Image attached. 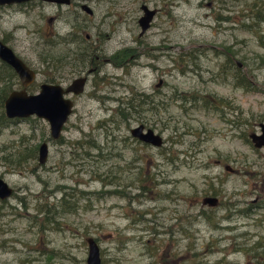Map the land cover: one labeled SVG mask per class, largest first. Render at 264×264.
Here are the masks:
<instances>
[{"label": "rangeland", "instance_id": "374dc122", "mask_svg": "<svg viewBox=\"0 0 264 264\" xmlns=\"http://www.w3.org/2000/svg\"><path fill=\"white\" fill-rule=\"evenodd\" d=\"M142 4L156 13L140 34ZM17 7L0 9V38L11 35L9 46L37 71L27 89L34 93L54 75L40 56L72 55L74 45L47 29L53 6L43 17ZM91 7L104 56L121 55L118 66L99 63L98 98L88 81L57 140L35 116L0 124V178L13 189L0 200V264H86L88 237L100 264H264V147L247 138L264 122V0H97ZM36 25L45 28L41 35ZM57 27L66 29L61 21ZM96 30H87L93 46ZM18 88L14 81L7 93ZM140 93L154 104L127 112ZM139 123L159 133L162 146L132 138L129 128ZM43 141L45 163L37 152L20 169L5 162ZM205 195L218 205L203 206Z\"/></svg>", "mask_w": 264, "mask_h": 264}, {"label": "flooded vegetation", "instance_id": "af4514ba", "mask_svg": "<svg viewBox=\"0 0 264 264\" xmlns=\"http://www.w3.org/2000/svg\"><path fill=\"white\" fill-rule=\"evenodd\" d=\"M95 1H97V0H51V1H48V0H28L26 2H21V3H12V4L0 5V9L3 7L18 6L17 8H22L23 11H26L27 13H29V12L34 13L35 12L34 10L36 9L37 12H39V15L41 17H43L42 13L44 12L46 5L53 6L55 8L56 12L54 13V15L49 16L46 19L47 24H48L47 29L50 31L51 34L57 36V39H56L57 42H59V43L63 42L64 44H71L72 43L74 45V51H73L72 55L67 54V55H63V56L60 55L59 57H55V58L52 57V58H50L51 61H49V58L46 56L45 57L40 56V60H41L40 64L41 65L45 64V66H44L45 68H49V66H50L51 67L50 70L53 72L54 75H53V77L49 76L47 78H44V81L40 82L38 84L37 88L39 89V86L42 83L58 84L64 90L66 88H68L69 86H72L71 90L64 93V96L66 98H69L72 101V110H73L75 99L84 93V88L87 85L88 81L93 82L94 91H92L91 95L96 97V95H95L96 91L95 90L99 87V84L102 83L104 80V76L99 77V78L95 77V75L98 74L99 69H100L99 63L104 62V61H109V62L113 63L114 65L118 66L119 57L121 56L120 53L117 51L114 54V57L117 59V61L115 60V62H114V60H112L114 58L113 56H112V58L105 57L103 52H102V49L100 47L103 44L102 33L98 30L97 23H94L91 21L92 16L94 14L93 8L91 7V4L94 3ZM142 5H144V4H142ZM141 6H140V8H141ZM155 13H156V10H155ZM155 13H154V15H155ZM60 21L62 23H64L66 26V29L63 30V32H61V31L59 32L60 27H57V25L59 24ZM53 25H54V27H53ZM36 26H38V25H36ZM54 28H55V30L53 31ZM90 28H97V30L95 31V35H96V39L98 40V43H97V45H94V46L92 45V42L90 41V35L87 33V30ZM33 31L36 34L41 35V33H43L45 31V28L38 26V27H35L33 29ZM12 40H13V37L11 35H3L2 38H0V41L2 43H4L7 47H9L14 52V54L16 56H18L25 63V61L19 55H17V53L14 51V49L9 46L10 43L12 42ZM84 42H86V43H84ZM0 62L4 63L1 60H0ZM63 64H66V66L67 65L69 66L68 70H69L70 74L66 80H64L63 74L60 73L61 70L62 71L64 70ZM86 66H88V67L85 68ZM32 70L34 71L35 77H36L37 71L34 69H32ZM0 76H2L1 70H0ZM55 76H57V79H54ZM79 78H84V81L82 84L81 91L75 92V90H79L80 87L77 84L71 85V83L73 82V80H76ZM92 78H93V80H92ZM16 81L18 82L19 88H20L21 85H20V82H19L17 75H16ZM34 81L28 87H30L34 83ZM28 87L26 88V91H27ZM96 98H98V97H96ZM138 105H139V102L135 101L133 104L134 107L132 108L133 112H138V110H140V108L137 107ZM119 110H120V117L122 118V120H126L129 115L123 114V109H119ZM130 111H131V109H128L127 112H130ZM107 120H109V118ZM139 125L142 126L143 132L146 131L147 129H151L149 127H145L141 123H139L135 126H139ZM135 126H133V127H135ZM133 127H131V128H133ZM258 127H259V123H258ZM131 128H129V134L132 136V134L130 133ZM251 132H256V131H251ZM258 132L259 131H257L256 133H258ZM249 133L250 132H248V134ZM248 134H247V138H248ZM132 138L137 140L139 143L155 147L149 143L141 141L137 137L132 136ZM162 142H163V138H162ZM216 161L218 162L220 160H216ZM224 169L229 171V172H234V170L226 164L224 165ZM205 196H211V195H205ZM256 201H257V199L253 200L254 203ZM202 205L206 206V207H215V206H208V205H204V204H202ZM217 205H218V203H217ZM260 205H262L264 207V197L261 198ZM255 206H256L255 204L249 205L245 208V210L248 211L251 208H254Z\"/></svg>", "mask_w": 264, "mask_h": 264}, {"label": "water", "instance_id": "95a60500", "mask_svg": "<svg viewBox=\"0 0 264 264\" xmlns=\"http://www.w3.org/2000/svg\"><path fill=\"white\" fill-rule=\"evenodd\" d=\"M28 0H0V5L21 3ZM51 1V0H48ZM142 15L138 18L140 34L144 33L149 27L150 21L155 13L154 9L141 6ZM0 60L9 65L18 76L21 88L11 90L3 99V114L6 118H26L35 116L47 121L49 135L52 140H57L61 136L64 123L72 111V101L64 96L65 92L71 90L69 86L65 90L58 84L42 83L35 93H28L26 88L35 80L34 71L29 68L14 52L0 41ZM240 67L241 63L236 62ZM84 78L73 80L71 85L77 84L80 88L75 92L81 91ZM132 136L141 141L149 143L155 147L162 145V137L152 129L142 131V126L131 128ZM248 138L255 148L264 147V122L259 123V132H250ZM48 145L41 142L37 147V162H46ZM13 192L2 178H0V200L8 198ZM201 203L208 206H216L218 199L214 196H204ZM87 256L86 264H100L99 246L92 237L86 239Z\"/></svg>", "mask_w": 264, "mask_h": 264}, {"label": "trees", "instance_id": "16d2710c", "mask_svg": "<svg viewBox=\"0 0 264 264\" xmlns=\"http://www.w3.org/2000/svg\"><path fill=\"white\" fill-rule=\"evenodd\" d=\"M0 70L2 71V76H0V107H2V101L4 97L7 95L8 89L12 86L13 82L16 81V74L7 64L2 63V62H0ZM237 82L238 84L246 83L245 80H243V78H238ZM135 96L136 95L132 96V98L138 100L140 105H145V104L150 105L151 103L154 104L152 99L149 100L148 103H146L144 100L148 96L142 93L139 94L141 99ZM133 104L134 102L132 101L127 102V105H126L127 107H125V109L128 108L132 110V108L134 107ZM149 108H151V106ZM125 109H123V114L126 115V113H124ZM6 122H9V119L6 118L1 112L0 113V124H6ZM36 152H37L36 146H33L31 148L24 147L23 149L17 151L15 154L13 153L12 155H9L8 157H4V159L8 166L12 167L13 169H20L21 167L27 164L28 160L35 158ZM64 202L65 201L63 199L62 201L63 205H64ZM224 264H232V263L226 262Z\"/></svg>", "mask_w": 264, "mask_h": 264}, {"label": "bare ground", "instance_id": "6f19581e", "mask_svg": "<svg viewBox=\"0 0 264 264\" xmlns=\"http://www.w3.org/2000/svg\"><path fill=\"white\" fill-rule=\"evenodd\" d=\"M153 16H154V15H153ZM152 18H153V17H152ZM150 22H151V21H150ZM149 25H150V24H149ZM147 29H148V28H147ZM147 29H146V30H147ZM142 34H143V33H142ZM29 68H30V67H29Z\"/></svg>", "mask_w": 264, "mask_h": 264}]
</instances>
